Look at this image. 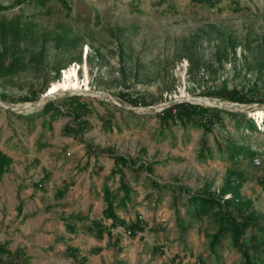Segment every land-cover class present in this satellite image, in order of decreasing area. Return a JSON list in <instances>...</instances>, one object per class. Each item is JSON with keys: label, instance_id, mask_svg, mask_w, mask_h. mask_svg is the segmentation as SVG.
I'll list each match as a JSON object with an SVG mask.
<instances>
[{"label": "rangeland", "instance_id": "obj_1", "mask_svg": "<svg viewBox=\"0 0 264 264\" xmlns=\"http://www.w3.org/2000/svg\"><path fill=\"white\" fill-rule=\"evenodd\" d=\"M14 2L0 0L7 6L0 9V19L28 24L34 33L18 39L17 49L25 51L21 69L0 77V93L37 100L64 70L75 67L80 84L97 96L67 91L53 99L61 102L69 94L89 99L88 127L80 138L65 134L69 117L39 116L41 107L18 113L0 103V151L12 158L0 181V243L11 252H24L29 264H198V258L201 264H242L227 244L219 258L211 252L205 236L213 231L208 217L181 229V221L191 220L182 204L185 193L174 188L172 199L171 191L151 185L148 175L191 193H218L228 182L237 194L223 198H233L232 204L249 202L245 214L253 211L256 224L264 226V0H217L214 5L206 0ZM9 59L6 55L0 64ZM209 84L257 85L262 102L242 110L258 131L240 135L225 116L207 134L197 126L176 124L160 135L155 113L173 101L198 97ZM120 90L151 104L136 110L116 96ZM245 134L250 139L239 137ZM229 136L249 143L253 159L234 166L223 159L217 146L225 149ZM203 138L212 157H199ZM91 147L152 164L153 173L124 168L123 177L112 176L113 159ZM121 182L131 190L124 205ZM104 184L117 194L119 218L129 222L139 216L144 222L134 237L118 226L102 237L87 229L90 220L110 223L102 213ZM70 246L78 248L77 258L69 254ZM95 248L100 250L94 253Z\"/></svg>", "mask_w": 264, "mask_h": 264}, {"label": "trees", "instance_id": "obj_2", "mask_svg": "<svg viewBox=\"0 0 264 264\" xmlns=\"http://www.w3.org/2000/svg\"><path fill=\"white\" fill-rule=\"evenodd\" d=\"M22 0H17L13 4H19ZM41 4H44L46 0H38ZM199 1V0H195ZM209 5H214L217 0H206ZM68 5L67 2L64 3ZM7 6H1L0 9H6ZM28 24L22 26L15 19L5 20L0 19V57L5 58L9 55L10 59L8 64L3 66V61L0 64V77L10 75L19 71L21 56H25L23 49L18 50L16 43L18 39L27 40L29 35H33L34 32ZM0 58V59H1ZM29 58L34 61L35 56L29 54ZM58 70L56 72V75ZM54 78H58L54 76ZM43 93V92H42ZM198 96L215 97L228 102L249 104L262 102L260 90L257 85L250 86H232L230 88L222 86H212L211 84L202 87L196 94ZM116 96L124 102L134 106H149L151 103L147 102L141 95L129 93L128 91H117ZM0 98L3 101H7L13 104L30 102L35 100L32 95H22L19 97H11L4 93H0ZM102 102V101H99ZM89 99L79 94L67 95L62 98L61 102L55 100L47 101L42 107L38 115H46L50 119L56 118L58 115L69 117V121L64 125L63 130L65 134L72 135L80 138L81 135L86 131L88 127V121L85 118L87 114L91 112L89 108ZM134 115V114H132ZM18 116L25 119H33V117L18 114ZM225 116L233 119L236 130L240 132L246 130L258 131L252 117H247V114L242 112H233L218 108L215 106H204L199 103H192L189 101H178L175 102L159 112L155 113V117L159 122L160 135L164 134V131L171 130L173 125L179 124L183 128L188 125L197 126L201 128L203 133L207 134L213 131L216 126H221ZM110 125V121L105 122ZM107 127V126H106ZM110 128V127H109ZM240 138L250 139V135L245 134L239 136ZM96 149L97 153L106 152L108 156L113 159L112 176L120 175L123 177V169L130 168L137 172L145 170L148 174L153 173L152 164L147 162H140L130 156L124 154H114V150L111 148H99L91 147ZM90 151V150H89ZM217 152L219 155L230 162V165H235L237 162L250 161L256 154L253 151L249 143L238 142V140L232 136H229L226 143L225 149L218 144ZM200 158L212 157V150L206 144L205 138L202 139V145L199 149ZM12 158L7 154L0 151V181L4 173L7 172ZM151 181V185L159 189H169L171 191V198L176 199L174 194V188H177L180 192L185 193L186 200L182 203L185 208V214L191 217L185 224L181 221L179 224L181 229H186L191 226L193 220L200 219L202 217H208L210 219L209 225L212 223L213 231L206 232L205 236L208 239V246L211 252L216 258H219L218 251L221 250L224 245H229L231 248L236 250L242 259V264H263L264 263V226L256 224L258 216L250 211L246 213V209H249V202H238L232 204L233 198H223L224 195L233 193L237 194V191L230 183L226 182L224 186L219 190L218 193H199L187 190L185 186L176 184L174 182H163L160 183L151 175H148ZM173 181H178L176 177ZM260 183L264 187V178L260 179ZM38 184V183H37ZM120 188L124 190V195L120 200V204L124 205L126 200L130 199V188L125 183L121 182ZM103 199L105 202V208L103 210V218L109 219L110 223L107 225L102 220H90L87 229L93 234L102 237L103 233L111 234V228L122 227L132 237L138 232L144 229V222L137 216L133 221L126 222L124 219L119 218L116 214V206L114 203L117 198V194L111 192L108 187L104 184L102 186ZM62 192H60L61 194ZM85 219L80 217L79 220ZM211 227V226H209ZM252 228V229H251ZM68 231L73 232L74 228L70 224H67ZM251 229L249 234L246 231ZM156 251L161 249L160 246L154 247ZM100 248H95L93 251L97 253ZM69 254L73 258H77L79 250L76 247L70 246L68 248ZM7 255V259L2 257ZM82 261H86V256H82ZM198 264H201L202 258H198ZM0 264H29L27 257L21 250L11 252L6 248L5 243H0Z\"/></svg>", "mask_w": 264, "mask_h": 264}, {"label": "bare ground", "instance_id": "obj_3", "mask_svg": "<svg viewBox=\"0 0 264 264\" xmlns=\"http://www.w3.org/2000/svg\"><path fill=\"white\" fill-rule=\"evenodd\" d=\"M48 90L47 94L54 95L56 97L59 96L60 92L72 91V90H83V93L89 92V87L85 84L81 85L77 78V73L75 67L69 68L68 70H64L62 73V77L58 81H54L50 83L47 87L46 91ZM197 101L204 102V103H213L214 101L207 98L197 97L195 98ZM218 102V101H215ZM220 105L227 106L228 108L237 109L238 105L225 103L223 101L219 102ZM11 107L15 110H25L30 111L36 108L34 103H25L20 105H11ZM243 108V107H242ZM136 110H140L139 107Z\"/></svg>", "mask_w": 264, "mask_h": 264}, {"label": "water", "instance_id": "obj_4", "mask_svg": "<svg viewBox=\"0 0 264 264\" xmlns=\"http://www.w3.org/2000/svg\"><path fill=\"white\" fill-rule=\"evenodd\" d=\"M77 91H80V92H83V90H72V93H75ZM67 92V91H66ZM48 93V90L47 91H44V93L41 94V96L35 100V101H32V102H29V103H34L36 105V108H39V107H42L47 101L49 100H53L56 96L54 95H51V94H47ZM71 93V92H70ZM89 94H94V96H97L95 95V93L93 91H89L87 92ZM70 95V94H69ZM198 97H202V98H207V99H211L213 100L214 102L212 103H204V102H200V101H197L195 98L197 97H192V98H189V99H182V100H177V101H173L172 103H169L168 105L162 107L161 109L175 103V102H178V101H189V102H192V103H199V104H202L204 106H215V107H218V108H222V109H225V110H229V111H233V112H242V113H246L247 111H244L242 109H248L249 107L253 106L254 104L256 105L257 103H249V104H239V103H233V102H228L230 104H234V105H238L239 107H237V109H233V108H228L227 106H224V105H220L219 102H221V100H219V98H215V97H208V96H198ZM215 101H218V102H215ZM0 103L1 105L5 106L6 108H8L9 110H12L14 112H26L25 110H15L11 107V104L9 103H6L4 102L1 98H0ZM131 107H134L132 105H130ZM243 107V108H242ZM137 108V107H136Z\"/></svg>", "mask_w": 264, "mask_h": 264}, {"label": "built area", "instance_id": "obj_5", "mask_svg": "<svg viewBox=\"0 0 264 264\" xmlns=\"http://www.w3.org/2000/svg\"><path fill=\"white\" fill-rule=\"evenodd\" d=\"M255 163H259V160H258V158H255Z\"/></svg>", "mask_w": 264, "mask_h": 264}]
</instances>
